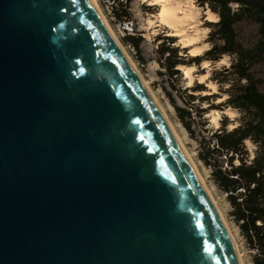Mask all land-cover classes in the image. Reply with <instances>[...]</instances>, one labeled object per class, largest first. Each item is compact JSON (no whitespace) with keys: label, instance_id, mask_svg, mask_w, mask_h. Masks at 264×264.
Masks as SVG:
<instances>
[{"label":"water","instance_id":"1","mask_svg":"<svg viewBox=\"0 0 264 264\" xmlns=\"http://www.w3.org/2000/svg\"><path fill=\"white\" fill-rule=\"evenodd\" d=\"M0 264H242L93 0H0Z\"/></svg>","mask_w":264,"mask_h":264},{"label":"rangeland","instance_id":"2","mask_svg":"<svg viewBox=\"0 0 264 264\" xmlns=\"http://www.w3.org/2000/svg\"><path fill=\"white\" fill-rule=\"evenodd\" d=\"M98 2L117 37L139 68L145 80L149 83L152 91L191 153L207 186L224 213L245 263L257 264L256 256L259 250L253 246L244 234L240 222L237 221L233 214L234 208L228 198L227 192L220 188L213 175L214 164L223 165L224 167L230 166L229 156L224 151H217L215 149L217 144L214 133L222 131L221 129L224 127L232 129L243 123L247 118L244 111L228 102L232 92L231 85H237L240 81L233 73H226L224 68H229L232 65L235 61V56L224 54L222 56L223 60L207 59L205 55L208 50L194 55L190 52L189 48L181 45L179 37L176 36L177 39L174 43L170 42L165 36L174 35L169 32L168 28L159 25V22H157L158 18L156 14L159 11V6L152 5L148 1L132 0L130 3L132 17L130 18H119L115 15V10L121 9L119 0H98ZM195 4L203 8L210 7L209 3L203 5L201 0H195ZM233 7H237V4L233 3ZM201 19L202 27L210 28V31L206 28L201 41L203 43L211 41L213 46L214 41L211 40L210 36L215 26L210 22L217 21L207 19L205 14L204 18ZM236 29L238 40L246 47L253 46L259 38L257 23L244 20L236 24ZM130 34L141 35L140 51L128 42L127 37ZM215 41L218 43L223 42L218 39ZM162 44L179 46L180 54L185 56L188 61L193 56L201 57L200 62L194 61L192 64H186L187 66L195 67V77L192 85H188L189 79L182 70L181 73L175 74L172 78L165 73L166 69L161 64V55L159 53V48ZM207 61L209 65L206 66L204 62ZM253 72L255 77L260 80V88L264 91V62L255 65ZM210 82L216 83V87L214 88L209 84ZM198 84H202L203 86L199 87ZM191 94H194V97ZM177 106L184 107L190 111V114L185 116L186 122L191 124L190 129L186 127L180 117ZM228 109H234L235 112L232 114ZM216 116H218L217 121L214 119ZM245 145L247 153H244L243 156L251 162L257 154L259 144L250 139L245 141ZM204 156L207 157L208 162H211V164L206 163ZM235 162H239L238 158Z\"/></svg>","mask_w":264,"mask_h":264},{"label":"trees","instance_id":"3","mask_svg":"<svg viewBox=\"0 0 264 264\" xmlns=\"http://www.w3.org/2000/svg\"><path fill=\"white\" fill-rule=\"evenodd\" d=\"M119 1L121 9L115 10V15L119 18L132 17V0ZM201 1L203 5L209 3L210 8L220 17L217 22H210L215 26L210 36L214 44L205 56L212 60H220L224 54L235 56L232 65L224 68L226 73H233L240 81L238 86L231 85L232 92L228 102L247 115L240 125L232 129L224 127L222 131L214 133L217 144L215 149L224 151L229 156L230 166L214 164L213 175L220 188L227 192L234 208L233 214L240 222L244 234L259 250L256 256L257 264H264V91L253 72L255 65L264 62V0ZM233 3H236L237 7H233ZM244 20L258 24L259 38L250 47L244 46L238 40L236 24ZM165 37L172 43L177 39L176 36ZM216 39L223 42L218 43ZM127 40L140 51L141 35L130 34ZM159 53L161 64L170 78L181 73L179 64H192L201 60L200 56L186 60L185 56L180 54L179 46L171 44H162ZM191 96L194 97V94ZM177 110L186 127L190 129L191 124L185 120L190 111L181 106H177ZM247 139L259 144L257 154L251 162L243 156L247 153ZM237 158L239 162H235ZM204 159L206 163L211 164L207 157L204 156Z\"/></svg>","mask_w":264,"mask_h":264},{"label":"bare ground","instance_id":"4","mask_svg":"<svg viewBox=\"0 0 264 264\" xmlns=\"http://www.w3.org/2000/svg\"><path fill=\"white\" fill-rule=\"evenodd\" d=\"M144 1L145 2L148 1L152 5L159 6V11L156 14V17L158 18L157 22H159L158 24L165 26L166 28H168L169 32L172 35L179 37L181 45L183 47L189 48L190 52L192 54H194V55L201 54L206 49L208 44L203 43L201 41L202 38L204 37L205 32H206V28L202 27V25H201L202 20L199 18H200L202 13H204L206 18L209 20L214 21L218 18L217 13L215 11H213L209 6L205 8V11H201V8L195 4V0H144ZM93 2L98 7V9H99L106 25L108 26L110 32L112 33L114 38L119 42V44L123 48L125 54L129 58L130 62L133 64V66L135 67L137 72L140 74L142 79L145 81V83L149 87V89L152 92V94H153L155 100L157 101L159 107L161 108L165 117L169 121L176 137L178 138V140L182 144L183 148L185 149V151H186L188 157L190 158L191 162L193 163L202 183L204 184L205 188L207 189V192L211 196V198H212L213 202L215 203L218 211L220 212V214L224 220V223L228 229V232H229V234L233 240V243H234V245L238 251V254H239V257L241 259L242 264H246L244 261L243 255L241 253V250L239 248V245L236 241V238H235L233 232L231 231V228H230V226H229V224H228V222L224 216L222 209L219 206V203L216 201L211 190L207 186L204 177L202 176L201 172L199 171V169H198L191 153L187 149L183 139L181 138V136L177 132L175 126L173 125V123L171 122L169 117L167 116V114H166L165 110L163 109L161 103L159 102L155 93L152 91L149 83L147 82V80H145V78L141 74L139 68L137 67L135 62L132 60L131 56L129 55V53L127 52V50L122 45L119 38L117 37L114 29L112 28V26L108 22L105 14L103 13L98 0H93ZM152 21H155V20H152ZM224 60H226V59H224ZM204 64L207 66V65H209V62L208 61L204 62ZM178 67L181 68V70L188 77V79H189L188 85H192L194 83V77H195L194 76V69H195V67L194 66H187L186 64H179ZM209 84H211L214 88L216 87V83H214V82H210ZM228 111L231 112L232 114H233V112H235L234 109H228ZM214 119H215V121H217L218 116H216ZM247 140H250V139H247Z\"/></svg>","mask_w":264,"mask_h":264},{"label":"crops","instance_id":"5","mask_svg":"<svg viewBox=\"0 0 264 264\" xmlns=\"http://www.w3.org/2000/svg\"><path fill=\"white\" fill-rule=\"evenodd\" d=\"M208 7V6H207ZM201 8V11H203L204 9H205V7L203 8V7H200ZM203 8V9H202ZM217 15H218V13H217ZM201 18H204V14L202 13L201 14V16H200V18L199 19H201ZM202 20V19H201ZM207 20V19H206ZM219 20V15H218V18L215 20V21H218ZM204 27H206V26H204ZM207 29H209L208 31H210V28L209 27H206ZM205 43H207L208 44V46L206 47V49H205V51L206 50H209L211 47H212V44H211V41H207V42H205ZM220 60H223L222 58L220 59ZM222 65H226V64H222Z\"/></svg>","mask_w":264,"mask_h":264}]
</instances>
